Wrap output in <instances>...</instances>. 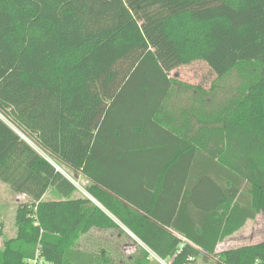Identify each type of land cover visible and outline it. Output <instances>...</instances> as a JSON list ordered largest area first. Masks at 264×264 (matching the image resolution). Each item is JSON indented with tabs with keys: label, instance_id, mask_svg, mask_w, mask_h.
<instances>
[{
	"label": "trees",
	"instance_id": "obj_1",
	"mask_svg": "<svg viewBox=\"0 0 264 264\" xmlns=\"http://www.w3.org/2000/svg\"><path fill=\"white\" fill-rule=\"evenodd\" d=\"M198 60L239 85L169 75ZM0 181L27 198L0 264H125L81 247L107 212L130 264H264L216 251L264 214V0H0Z\"/></svg>",
	"mask_w": 264,
	"mask_h": 264
},
{
	"label": "rangeland",
	"instance_id": "obj_2",
	"mask_svg": "<svg viewBox=\"0 0 264 264\" xmlns=\"http://www.w3.org/2000/svg\"><path fill=\"white\" fill-rule=\"evenodd\" d=\"M169 75L181 82L198 86L205 90H209L212 85L219 84L224 87V91L219 94L220 97H225L230 94V92H233L239 85L240 81L237 78L235 72H232L223 78L218 77L209 68V66L201 60L193 61L189 64L178 66L175 69L171 70ZM41 154L47 160H49V158L44 153ZM65 172L64 174L68 177ZM76 183L81 186L85 182L83 180H78ZM46 197L48 199H54L53 192L49 190L48 196ZM22 201H24V198L19 197L18 194L11 191L7 185L0 181V222L2 224V236H0V249L3 248V244L6 239L14 237L16 234L15 213L18 204ZM103 232L104 233H99L97 232V230H94L91 231L88 235H85V237L82 238L81 242L82 249L88 251L90 250V252L97 253L100 248L106 247V249L110 250L111 255L119 256L123 259V262H125V264H130V262L134 259L135 256H137L138 253L136 249V243H134L132 239L127 235H125L123 239L118 240L116 238V232L118 231L115 229H112L109 232ZM110 232L114 233L110 234ZM240 236H252L251 238H249V240H245V242L240 243L243 246L246 244H254L256 242H259V240H264L263 216L259 214L255 221L249 222L248 225H246V227L240 232ZM137 242L140 243L139 241ZM229 244L230 243L227 240L220 243V245L218 246V251L225 250V248H227ZM152 254L155 255L152 252L150 254V258L158 262V260L154 258ZM150 264L155 263L153 261ZM191 264L206 263L198 258ZM209 264L213 263L210 262Z\"/></svg>",
	"mask_w": 264,
	"mask_h": 264
},
{
	"label": "crops",
	"instance_id": "obj_3",
	"mask_svg": "<svg viewBox=\"0 0 264 264\" xmlns=\"http://www.w3.org/2000/svg\"><path fill=\"white\" fill-rule=\"evenodd\" d=\"M58 169H59V167H57ZM61 171H63L62 169H60ZM75 177V178H74ZM68 178L70 179V180H83L84 182H86V180L82 177V176H80V175H75V174H73L72 176H69L68 175ZM6 185V184H5ZM16 194H18V196L19 197H22V198H24V200L25 199H27L26 198V196L24 195V194H20V193H16ZM46 196H48V191L44 194V196H43V198L44 199H48ZM91 198V197H90ZM94 202L96 203V204H98V206H100L101 207V205L96 201V200H94ZM103 208V207H102ZM105 210V209H104ZM105 212H107L106 210H105ZM107 214L110 216V217H112L118 224H119V226H120V228L122 229V231L120 232V231H118V232H116V238L118 239V240H120V239H123L124 237H125V235H127V236H129V237H134V238H136L135 237V235L133 234V233H131L124 225H122L116 218H114L110 213H108L107 212ZM261 214V216H263V218H264V214L263 213H260ZM259 215V214H258ZM257 215V216H258ZM257 216H256V218H257ZM256 218L254 219V220H247L246 221V223H245V225L242 227V228H240L238 231H236L235 233H233L232 235H230L229 237H227V238H225L222 242H224L225 240H227L230 244H229V246H227V248H225V250L226 249H229V248H232V249H234V248H238V247H242L243 245L242 244H240V243H242V242H245V240H249V238H251L252 236H240V232L246 227V225H248V223L249 222H251V221H255L256 220ZM110 230H107V231H105V232H109ZM97 232H99V233H104L103 231H99V230H97ZM115 232V231H114ZM114 232H110V234L112 233H114ZM137 239V238H136ZM138 240V239H137ZM139 241V240H138ZM264 240H259V242H263ZM222 242H220V243H222ZM259 242H256V243H259ZM220 243L216 246V251L218 252V246L220 245ZM256 243H254V244H256ZM246 245H251V244H246ZM246 245H244V246H246ZM222 251V250H221Z\"/></svg>",
	"mask_w": 264,
	"mask_h": 264
},
{
	"label": "built area",
	"instance_id": "obj_4",
	"mask_svg": "<svg viewBox=\"0 0 264 264\" xmlns=\"http://www.w3.org/2000/svg\"><path fill=\"white\" fill-rule=\"evenodd\" d=\"M76 186H78L81 190H82V188L79 186V184H77L76 182L77 181H75V180H71ZM83 191V190H82ZM84 192V191H83ZM93 201L95 200V199H93V198H91ZM151 251L149 250V253H150ZM152 253V252H151ZM150 253V254H151ZM153 255V254H152ZM151 256V255H150ZM154 256V258H156L157 260H158V262L160 263V264H168L166 261H164V260H162L161 258H159L157 255L155 256V255H153Z\"/></svg>",
	"mask_w": 264,
	"mask_h": 264
}]
</instances>
